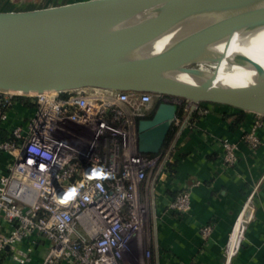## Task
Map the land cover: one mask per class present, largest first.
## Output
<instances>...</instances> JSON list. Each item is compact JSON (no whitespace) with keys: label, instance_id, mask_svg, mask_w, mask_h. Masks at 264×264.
Segmentation results:
<instances>
[{"label":"built area","instance_id":"obj_1","mask_svg":"<svg viewBox=\"0 0 264 264\" xmlns=\"http://www.w3.org/2000/svg\"><path fill=\"white\" fill-rule=\"evenodd\" d=\"M154 102L181 109L172 123L171 141L152 156L137 147L128 149L120 165L117 147L136 141L138 122ZM199 107L187 99L149 92L83 88L18 95L0 90V217L12 225L9 233L0 234V253L8 249L13 260L29 262L34 243L23 252L17 245L36 236L47 242L41 264H121V252L148 214L140 186L168 171L176 139L192 126ZM257 116L242 137L251 149L260 144L257 131L263 116ZM100 140L112 146L107 159L95 152ZM220 143L223 163L234 165L237 143L227 138ZM167 208L188 211L189 192L180 191ZM251 215L243 210L238 216L235 224L241 219V235L230 249L234 224L225 247L227 259L238 250ZM211 232V224L201 228L205 237ZM150 253L146 251L148 257ZM156 264H161L159 259Z\"/></svg>","mask_w":264,"mask_h":264},{"label":"water","instance_id":"obj_2","mask_svg":"<svg viewBox=\"0 0 264 264\" xmlns=\"http://www.w3.org/2000/svg\"><path fill=\"white\" fill-rule=\"evenodd\" d=\"M263 23L264 0H83L28 10L0 9V90L149 92L264 116V108L254 104L264 100V82L240 89L214 88L217 67L235 31ZM178 24L194 29L155 55L139 54L147 42ZM222 39L226 42L221 54L207 53L211 43ZM234 61L262 70L252 58L237 56ZM202 64L213 69L200 84L169 76L171 72L199 76ZM240 90H246L244 97L236 95ZM177 109L176 104L160 102L151 118L139 120L140 153L161 150Z\"/></svg>","mask_w":264,"mask_h":264},{"label":"crops","instance_id":"obj_3","mask_svg":"<svg viewBox=\"0 0 264 264\" xmlns=\"http://www.w3.org/2000/svg\"><path fill=\"white\" fill-rule=\"evenodd\" d=\"M257 114L220 103H204L193 113L192 126L176 139L168 160V171L140 186V198L148 205L146 222L150 232L152 264H264V116L257 134L260 144L251 149L242 137ZM238 145L237 161L222 160L221 140ZM190 194V208L171 211L168 202L180 191ZM251 213L238 250L227 259L225 247L232 228L243 212ZM239 220L230 238V248L238 241ZM212 225L208 237L201 228ZM12 225L0 217V234ZM33 242L31 260L41 264L47 242L32 236L17 245L24 251ZM0 264H21L11 251L0 253ZM61 264H67L62 262Z\"/></svg>","mask_w":264,"mask_h":264},{"label":"bare ground","instance_id":"obj_4","mask_svg":"<svg viewBox=\"0 0 264 264\" xmlns=\"http://www.w3.org/2000/svg\"><path fill=\"white\" fill-rule=\"evenodd\" d=\"M135 20L134 18L129 20V24ZM194 28L184 24H178L171 27L169 30L163 32L153 40L147 42L142 51L139 53L142 56H151L159 53L165 49L174 39L177 37L191 32ZM225 39L211 43L207 48V53L211 55H219L223 52L225 46ZM237 56H245L252 58L258 62L261 66L260 71L256 70L250 63L242 62L238 63L234 61ZM208 66V67H207ZM213 66L206 64L201 65V74L199 76H191L183 72H171L169 76L175 80L190 83L200 84L204 78L208 77L212 72ZM264 76V23L256 25L251 28L238 29L233 34L229 41L226 56L222 60L221 64L217 67V75L214 80V88L219 89H235L246 88L249 86H261L264 80L261 78ZM11 94L18 95H37L44 93H56V91H46L43 93H23L15 91H6ZM246 90H240L236 92L238 97H244ZM259 108H264V100L259 99L258 102H254ZM241 220V219H239ZM238 220V221H239ZM237 224V223H236ZM235 224V226H236ZM241 231V223H239ZM234 226V228H235ZM234 231V229H233ZM232 231V233H233ZM240 233L238 240L240 238ZM238 243V241H237ZM236 246V245H235ZM232 246L230 249H234Z\"/></svg>","mask_w":264,"mask_h":264},{"label":"rangeland","instance_id":"obj_5","mask_svg":"<svg viewBox=\"0 0 264 264\" xmlns=\"http://www.w3.org/2000/svg\"><path fill=\"white\" fill-rule=\"evenodd\" d=\"M77 1H83V0H0V9H12V10H28V9H35V8H44V7H50V6H56L71 2H77ZM85 1V0H84ZM204 103L209 102H201L200 105ZM156 104L154 102L152 104L151 109L148 111L147 116L150 115V113L153 112V107ZM262 116V115H261ZM79 148H83V144H78ZM137 147V139L135 142H129L125 141L124 143H120L117 147L118 152V160L120 162V165H122L123 158L122 154L124 151H127L128 149L134 150ZM112 146L102 140H100L96 147V153H99L100 155L105 154V158H108L109 150H111ZM142 203L148 208V205L146 202L142 200ZM147 218V217H146ZM145 221L141 228L138 230V232L131 237L127 242V248L124 249L123 252H121L120 256V262L121 264H152V253H150V256L148 257L146 255V251L152 250L151 249V238H150V232L148 231L149 227L148 224Z\"/></svg>","mask_w":264,"mask_h":264},{"label":"trees","instance_id":"obj_6","mask_svg":"<svg viewBox=\"0 0 264 264\" xmlns=\"http://www.w3.org/2000/svg\"><path fill=\"white\" fill-rule=\"evenodd\" d=\"M19 100H21V101H25V99L24 98H18ZM26 102V101H25ZM27 104V103H26ZM157 105H158V103L156 102V104L154 105V107H153V112L152 113H150V115L149 116H146L145 117V119H147V118H151L152 116H153V114H154V112H155V110H156V108H157ZM181 114V109L180 108H178L177 109V115H180ZM174 131H175V128L173 127V126H171L170 127V129H169V131H168V133H167V135H166V137H165V140H164V142H163V145H162V148H161V150H160V152L161 151H163L167 146H168V144H169V142L171 141V139H172V137H173V135H174ZM146 156H152V155H154V154H150V153H148V154H145Z\"/></svg>","mask_w":264,"mask_h":264}]
</instances>
